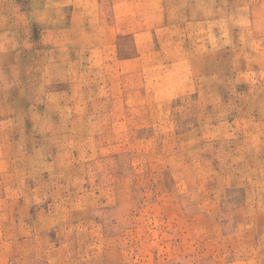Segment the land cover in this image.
<instances>
[{
    "label": "rangeland",
    "instance_id": "rangeland-1",
    "mask_svg": "<svg viewBox=\"0 0 264 264\" xmlns=\"http://www.w3.org/2000/svg\"><path fill=\"white\" fill-rule=\"evenodd\" d=\"M0 264H264V0H0Z\"/></svg>",
    "mask_w": 264,
    "mask_h": 264
}]
</instances>
